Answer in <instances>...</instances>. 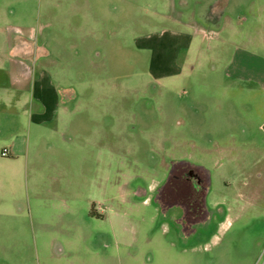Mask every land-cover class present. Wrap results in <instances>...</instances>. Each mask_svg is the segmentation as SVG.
I'll use <instances>...</instances> for the list:
<instances>
[{
	"label": "rangeland",
	"instance_id": "rangeland-1",
	"mask_svg": "<svg viewBox=\"0 0 264 264\" xmlns=\"http://www.w3.org/2000/svg\"><path fill=\"white\" fill-rule=\"evenodd\" d=\"M19 1L0 29L33 26L78 101L32 124L0 264H264V91L224 69L248 41L264 56V0Z\"/></svg>",
	"mask_w": 264,
	"mask_h": 264
},
{
	"label": "crops",
	"instance_id": "crops-1",
	"mask_svg": "<svg viewBox=\"0 0 264 264\" xmlns=\"http://www.w3.org/2000/svg\"><path fill=\"white\" fill-rule=\"evenodd\" d=\"M23 4L24 0L17 4L22 13ZM12 6L9 2L0 6V24H6L8 19L14 17L15 10H10ZM0 30L4 37L0 47V217H4L6 210L17 207L16 210L20 213L27 207L21 194L23 180L24 176L27 180L28 168L35 157L33 152L38 147L30 142L32 124L42 127L55 118L68 116L67 102H76L78 98L72 92L68 96H59L60 98L55 95L50 82L51 75L47 71L48 65L52 66L53 63L50 55L54 54L44 45H32L33 33L36 36L33 26L12 25ZM44 30L40 27L37 40ZM216 35L219 34L216 32ZM263 44L264 36L258 46ZM248 45H254V41H248L242 47L234 49L231 61L224 66L225 75L232 84L235 81L254 82L264 91V56L255 49L248 50ZM38 58L41 67L36 71L35 63H38ZM46 89H49L50 96H47ZM32 100L37 102L33 111ZM3 150L6 151L5 156L1 154ZM8 183L11 188L18 185L19 190L15 192L7 187L9 192L5 198L1 191L3 184ZM14 202L16 205H13ZM7 242L0 239V248H7Z\"/></svg>",
	"mask_w": 264,
	"mask_h": 264
},
{
	"label": "flooded vegetation",
	"instance_id": "flooded-vegetation-1",
	"mask_svg": "<svg viewBox=\"0 0 264 264\" xmlns=\"http://www.w3.org/2000/svg\"><path fill=\"white\" fill-rule=\"evenodd\" d=\"M188 173L190 174L189 176L187 175ZM183 178H184L185 181L192 183L194 189L199 188L198 186L200 185V183L203 180L202 178H200V175H198V173L194 172L192 169H189L184 174V177Z\"/></svg>",
	"mask_w": 264,
	"mask_h": 264
},
{
	"label": "water",
	"instance_id": "water-1",
	"mask_svg": "<svg viewBox=\"0 0 264 264\" xmlns=\"http://www.w3.org/2000/svg\"><path fill=\"white\" fill-rule=\"evenodd\" d=\"M261 129H262V131L264 132V123H263V125L261 126ZM191 173V172H190ZM188 176L190 175L189 173L187 174Z\"/></svg>",
	"mask_w": 264,
	"mask_h": 264
},
{
	"label": "built area",
	"instance_id": "built-area-1",
	"mask_svg": "<svg viewBox=\"0 0 264 264\" xmlns=\"http://www.w3.org/2000/svg\"><path fill=\"white\" fill-rule=\"evenodd\" d=\"M1 154H2V156H5L6 155V151L3 150Z\"/></svg>",
	"mask_w": 264,
	"mask_h": 264
}]
</instances>
